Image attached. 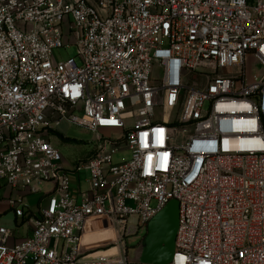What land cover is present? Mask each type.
Instances as JSON below:
<instances>
[{
  "label": "built area",
  "instance_id": "1",
  "mask_svg": "<svg viewBox=\"0 0 264 264\" xmlns=\"http://www.w3.org/2000/svg\"><path fill=\"white\" fill-rule=\"evenodd\" d=\"M73 37L80 64L55 56ZM61 122L96 135L85 164L47 139ZM3 189L29 228L11 245L0 214V264H139L129 238L171 201L170 264H264V0H0ZM95 221L114 238L84 244Z\"/></svg>",
  "mask_w": 264,
  "mask_h": 264
},
{
  "label": "rangeland",
  "instance_id": "2",
  "mask_svg": "<svg viewBox=\"0 0 264 264\" xmlns=\"http://www.w3.org/2000/svg\"><path fill=\"white\" fill-rule=\"evenodd\" d=\"M67 44V42H65ZM166 44V43H165ZM77 46L76 38L71 39V45L67 49H61L55 52V56L60 61H67L68 59H77ZM78 63L80 61L77 59ZM160 73L159 69L154 68L153 75L158 76ZM55 129L54 132L49 133L46 131L47 139L52 143V145L60 152L63 158V164L66 168L71 169L77 164H85L95 151L96 146V135L72 125L68 122H61L60 124L52 125ZM109 136L110 134H106ZM132 158V152L128 149L120 150L113 157V162L115 165L124 164L129 162ZM80 178V180H79ZM71 185L73 190L78 186L79 182L82 186V190L86 191L88 188L89 172L82 169L79 177L74 173L70 174ZM77 188H75L76 190ZM43 192L36 195H30L27 197L28 206L32 211L39 208L40 201L44 198V194L49 191L48 186H43ZM10 194L9 189H3L0 191V210L5 209L4 214L1 216V226L5 229L16 231L17 238L24 237L28 231V222L22 223V219H17L15 213L10 211L7 205V197ZM88 231L84 236V244H99L112 240L114 238V230L110 225L103 221L91 222L87 225ZM144 234L140 239H134L135 237L129 238V255H135L140 247L141 241L144 238ZM117 251L114 249L110 250H98L96 253H91L86 258L87 260H98L101 258H117Z\"/></svg>",
  "mask_w": 264,
  "mask_h": 264
},
{
  "label": "water",
  "instance_id": "3",
  "mask_svg": "<svg viewBox=\"0 0 264 264\" xmlns=\"http://www.w3.org/2000/svg\"><path fill=\"white\" fill-rule=\"evenodd\" d=\"M179 224V204L169 202L147 225L136 253L139 264H170Z\"/></svg>",
  "mask_w": 264,
  "mask_h": 264
},
{
  "label": "crops",
  "instance_id": "4",
  "mask_svg": "<svg viewBox=\"0 0 264 264\" xmlns=\"http://www.w3.org/2000/svg\"><path fill=\"white\" fill-rule=\"evenodd\" d=\"M46 186H48V189H49V190L52 188V185H46ZM75 188H77V189L75 190ZM75 188H74V190L72 191V195H73L75 198L78 199L79 191L82 190V186H81L80 182H79L78 186H76ZM87 189H88V188H87ZM4 212H5V209H4V208H3L2 210H0V214H4ZM25 237H26V235H25L24 237H21V238H16L15 240H14V239H13V240H10V244L12 245L13 243H15V241H16V242H17V241L19 242V241L23 240Z\"/></svg>",
  "mask_w": 264,
  "mask_h": 264
}]
</instances>
